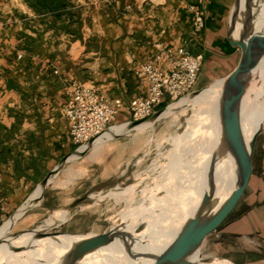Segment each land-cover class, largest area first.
Here are the masks:
<instances>
[{"label":"crops","instance_id":"crops-1","mask_svg":"<svg viewBox=\"0 0 264 264\" xmlns=\"http://www.w3.org/2000/svg\"><path fill=\"white\" fill-rule=\"evenodd\" d=\"M196 1L0 0V203L5 214L18 210L76 146L62 114L66 80L120 98L118 120L127 121L130 101L145 93L136 71L153 55L157 41L205 55L212 79L202 88L235 68L239 50L227 39L235 0H206L205 27L198 36L188 10ZM257 194L264 207V145ZM258 227L264 251V224Z\"/></svg>","mask_w":264,"mask_h":264},{"label":"bare ground","instance_id":"bare-ground-1","mask_svg":"<svg viewBox=\"0 0 264 264\" xmlns=\"http://www.w3.org/2000/svg\"><path fill=\"white\" fill-rule=\"evenodd\" d=\"M261 4L260 14H258L255 22L257 30L264 27V3ZM253 73L254 80L247 89L241 105L242 129L246 141H250L253 135L264 127V56L258 60ZM210 86L205 87L192 98H183L184 100L171 105L160 114V116H165L173 113L175 110H180L183 113L185 111L184 107L191 104V107L194 108V114L193 116L191 115L192 129L190 131H193V127L197 121L202 119L204 121L202 123L204 135L194 140L192 138L194 134L191 135L192 131H189L190 133L188 135L174 137L175 148L172 146L174 151L172 150L170 153L172 154L171 161L167 165V168L160 173L154 184L148 183L146 186L143 184L145 187L141 189H139V184H136L128 186L126 189L124 188L125 190L122 192H108L109 195L115 196L116 199L118 196L122 197L128 194H134L138 190L145 197H148L149 202L147 205L141 204L138 207L125 209L126 211L124 210L123 214L121 213V223L119 222L117 227L113 226V229H111L127 233L126 241L128 243L130 242L133 253L159 252L177 235L187 220L199 212L203 198L206 195L212 194L213 192L212 203L220 205L229 196L234 187V165L231 157L224 150L221 129V110L226 82L224 79H219ZM141 122L135 127L141 129L149 125V121L144 120ZM132 129V126L121 124L109 131L107 130L102 138L97 140L98 137L94 140L97 141L92 145L93 151L91 157L96 159V154L103 148L106 139L129 132ZM168 137L170 138V136ZM84 151L85 148H81L78 152L71 155L69 159L79 157ZM185 153L189 154L190 159H185ZM73 168L68 169L66 172L69 181H73L75 177L83 173L81 171L82 169L76 170ZM55 176L52 175L48 182L39 184L30 199L21 206L16 215L14 214V217L6 220L0 226V236H3L0 237V264H14V261L17 264H62L63 256L76 242L95 235L89 233H63L36 239V233L44 232L50 234L54 232L51 228L54 225V219L58 218L60 221L65 220L66 216L58 213L60 216L56 217L57 215H55L54 217L56 218L50 217L43 225L13 236V227L17 221L16 218L25 210L35 206L42 199L48 183H54L53 185L55 187L62 183L59 182L60 180L56 181ZM140 220H147L148 228L138 233H132ZM124 227L126 230L123 231L122 229ZM125 243L117 239L111 245L100 248L87 255L78 264H148L150 262L145 258L134 259L130 256L126 251ZM203 244L193 255L195 260L200 261L204 258L201 254ZM15 248L18 249L14 250ZM206 264L230 263L224 260H212Z\"/></svg>","mask_w":264,"mask_h":264},{"label":"rangeland","instance_id":"rangeland-1","mask_svg":"<svg viewBox=\"0 0 264 264\" xmlns=\"http://www.w3.org/2000/svg\"><path fill=\"white\" fill-rule=\"evenodd\" d=\"M211 79L212 73L210 68L205 65L203 70L201 69L195 90H201ZM196 94L189 98H192ZM165 106H161L159 109L162 110ZM191 106V104L186 105L183 113L180 110H175L173 113L165 116L156 115L152 117L153 119L146 120L149 121V125L144 127L146 129L136 128L137 123L135 126H132L133 129L129 132L106 139L104 143L106 142L107 144L105 143L106 145L104 144L103 148L100 149L99 154H96V159L91 157L93 151L92 145L104 135L85 148V151L79 157L69 159L71 155L80 150L75 146L73 151L58 164L59 167L57 168L56 166L57 169L52 172V175H56V181L60 180L59 182L62 183L56 187L53 185L54 183H48L42 199L38 201L39 203L37 202L35 206L25 210L16 218L17 221L13 227V234L35 229L55 215H57L56 217L65 215L66 218L64 221H60L54 217L56 219H54V225L51 227L52 231L75 234H102V232H109L113 229V226L117 227L120 220L122 221V214L125 209L138 207L141 204L147 205L149 200L140 190L136 191L137 194H128L125 195L126 197L118 196L117 199L120 197L118 200L115 196L109 195L108 192H122L128 186L136 184H139V189H141L148 183L154 184L157 181L160 173L167 168V165L171 161L172 154L170 153L175 148L174 137L188 135L192 131H190L192 129L191 117L194 114V108ZM150 120L152 121L150 122ZM124 122L126 121L118 120L114 127ZM139 122L142 123L141 121ZM203 122L202 119H199L193 127L191 135L194 134L195 137L192 136L194 140L204 135V130L202 129ZM197 131L198 133H196ZM162 138L164 139L162 140ZM263 145L264 129L257 139L253 157V176L249 186L235 209L217 228V236L209 238L204 242L201 250V254L204 257L226 258L237 264H264V251L259 248L263 235L262 232H258L257 230L259 228L258 225L262 226L264 224V207L260 204L257 194V169L260 165ZM185 154V159H190L189 154ZM162 165L163 167L161 168ZM70 168L76 170L82 169L81 171L84 174L82 173L83 175L81 174L75 177L73 181H69L66 172ZM32 193L27 197L24 204L30 199ZM85 194L89 195L85 201L70 208V205L77 198ZM131 197L132 199H130ZM19 209L7 213V220L14 217ZM258 219L261 221L258 222ZM140 221L132 233H138L148 228L147 220ZM122 230L124 231L126 228L124 227ZM232 233L240 234V236L232 235ZM0 237L3 236L1 235ZM14 264L17 263L14 261Z\"/></svg>","mask_w":264,"mask_h":264},{"label":"water","instance_id":"water-1","mask_svg":"<svg viewBox=\"0 0 264 264\" xmlns=\"http://www.w3.org/2000/svg\"><path fill=\"white\" fill-rule=\"evenodd\" d=\"M261 3H264V0H235L231 7L228 21L227 39L233 47L239 50V60L235 68L226 77L222 78L226 82L221 110L222 142L224 150L232 159L235 175L234 187L229 196L220 205H216L212 203L213 192L206 195L203 198L199 212L189 218L177 235L159 252L133 253L130 242L126 241L127 233L119 230H110L109 232L95 234L76 242L63 256L62 264H78L87 255L111 245L117 239L126 242L125 248L130 256L134 259H148L150 261L148 264H206L212 260H225L230 264H237L229 259L219 257H204L198 261L193 258V255L206 240L217 236V228L235 209L246 192L253 174V157L257 139L264 127L259 129L250 141H246L242 129L241 105L247 89L254 80L253 72L257 62L264 56V27L257 30L255 26L262 7ZM199 91H194L187 97ZM170 106L166 105L162 110H156L150 118L160 115L164 109H168ZM137 123L139 122L128 121L122 123V125L135 126ZM94 140L79 149L87 148ZM52 172L41 183L48 182ZM88 197L89 195L85 194L77 198L70 205V208L82 203ZM22 232L24 231L15 233L13 236ZM63 233L69 232L54 231L50 234L39 232L35 234V238L42 239ZM232 235L240 236V234L236 233H232ZM17 249L15 248L14 250Z\"/></svg>","mask_w":264,"mask_h":264},{"label":"built area","instance_id":"built-area-1","mask_svg":"<svg viewBox=\"0 0 264 264\" xmlns=\"http://www.w3.org/2000/svg\"><path fill=\"white\" fill-rule=\"evenodd\" d=\"M205 4L206 0H197L188 6L196 36L205 27ZM153 47V55L136 71L145 84V93L130 101L128 121L147 120L162 105H173L196 91L204 54L189 52L183 44L167 46L157 41ZM54 74L58 75L59 70L54 69ZM63 91L65 101L62 114L68 124L71 140L78 148L115 126L123 108L120 98H110L96 86L79 80H66ZM6 220L4 207L0 203V226Z\"/></svg>","mask_w":264,"mask_h":264},{"label":"trees","instance_id":"trees-1","mask_svg":"<svg viewBox=\"0 0 264 264\" xmlns=\"http://www.w3.org/2000/svg\"><path fill=\"white\" fill-rule=\"evenodd\" d=\"M162 106H165V105H162Z\"/></svg>","mask_w":264,"mask_h":264}]
</instances>
